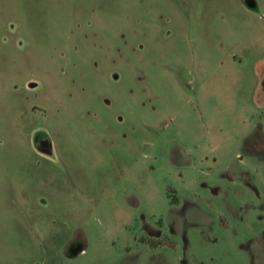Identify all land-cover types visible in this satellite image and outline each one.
Masks as SVG:
<instances>
[{
    "label": "rangeland",
    "instance_id": "1",
    "mask_svg": "<svg viewBox=\"0 0 264 264\" xmlns=\"http://www.w3.org/2000/svg\"><path fill=\"white\" fill-rule=\"evenodd\" d=\"M0 264H264V0H0Z\"/></svg>",
    "mask_w": 264,
    "mask_h": 264
}]
</instances>
